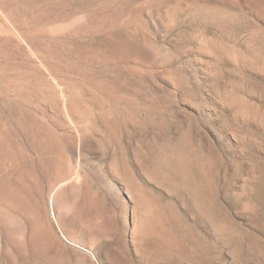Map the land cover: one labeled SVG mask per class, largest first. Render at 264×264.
Masks as SVG:
<instances>
[{
	"label": "rangeland",
	"instance_id": "1",
	"mask_svg": "<svg viewBox=\"0 0 264 264\" xmlns=\"http://www.w3.org/2000/svg\"><path fill=\"white\" fill-rule=\"evenodd\" d=\"M0 264H264V0H0Z\"/></svg>",
	"mask_w": 264,
	"mask_h": 264
},
{
	"label": "bare ground",
	"instance_id": "2",
	"mask_svg": "<svg viewBox=\"0 0 264 264\" xmlns=\"http://www.w3.org/2000/svg\"><path fill=\"white\" fill-rule=\"evenodd\" d=\"M77 149H78V147H77ZM79 150V149H78ZM23 170V169H22ZM37 209V208H36Z\"/></svg>",
	"mask_w": 264,
	"mask_h": 264
}]
</instances>
